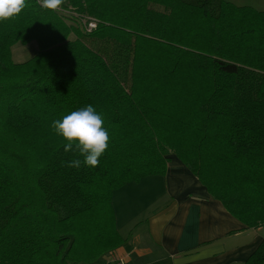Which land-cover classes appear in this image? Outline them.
Segmentation results:
<instances>
[{
  "label": "trees",
  "instance_id": "16d2710c",
  "mask_svg": "<svg viewBox=\"0 0 264 264\" xmlns=\"http://www.w3.org/2000/svg\"><path fill=\"white\" fill-rule=\"evenodd\" d=\"M26 3L0 22V264H87L113 251L124 241L113 191L165 174L172 154L246 227L264 225V10ZM31 40L40 50L14 62L11 47ZM89 104L108 148L96 167H67L83 156L51 124ZM246 263H264V242Z\"/></svg>",
  "mask_w": 264,
  "mask_h": 264
},
{
  "label": "crops",
  "instance_id": "0c3cea01",
  "mask_svg": "<svg viewBox=\"0 0 264 264\" xmlns=\"http://www.w3.org/2000/svg\"><path fill=\"white\" fill-rule=\"evenodd\" d=\"M111 202L124 241L87 264H247L264 242V225L246 227L174 154L165 174L122 185Z\"/></svg>",
  "mask_w": 264,
  "mask_h": 264
},
{
  "label": "clouds",
  "instance_id": "9594fccd",
  "mask_svg": "<svg viewBox=\"0 0 264 264\" xmlns=\"http://www.w3.org/2000/svg\"><path fill=\"white\" fill-rule=\"evenodd\" d=\"M44 9L57 11L64 0H37ZM26 0H0V22L9 20L19 15L27 7ZM52 130L63 137L65 152H76L83 156L63 162L67 167L79 169L81 165L96 167L99 158L108 148L110 136L104 127V120L100 113L91 104L72 111L52 122Z\"/></svg>",
  "mask_w": 264,
  "mask_h": 264
},
{
  "label": "rangeland",
  "instance_id": "374dc122",
  "mask_svg": "<svg viewBox=\"0 0 264 264\" xmlns=\"http://www.w3.org/2000/svg\"><path fill=\"white\" fill-rule=\"evenodd\" d=\"M237 5H251L256 7L255 0H230ZM69 16V13H67ZM73 16H77V13H71ZM69 22L75 24L73 20ZM87 23V20L79 19L76 25L84 26ZM87 24H90L89 22ZM88 27V26H87ZM90 28V25H89ZM71 39L76 38L74 34H71ZM40 50L37 40H31L28 43L17 42L11 47L12 59L14 62H24L34 56Z\"/></svg>",
  "mask_w": 264,
  "mask_h": 264
},
{
  "label": "built area",
  "instance_id": "2783aa9c",
  "mask_svg": "<svg viewBox=\"0 0 264 264\" xmlns=\"http://www.w3.org/2000/svg\"><path fill=\"white\" fill-rule=\"evenodd\" d=\"M89 25H90V28H91V27H94L95 26V23L94 22H90ZM116 264H123V262L119 261Z\"/></svg>",
  "mask_w": 264,
  "mask_h": 264
}]
</instances>
